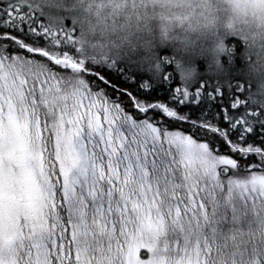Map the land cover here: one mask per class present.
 I'll return each mask as SVG.
<instances>
[{"label": "snow or ice", "instance_id": "6c2138e0", "mask_svg": "<svg viewBox=\"0 0 264 264\" xmlns=\"http://www.w3.org/2000/svg\"><path fill=\"white\" fill-rule=\"evenodd\" d=\"M126 7L0 0V264H264V109L239 41L191 86L85 55V25Z\"/></svg>", "mask_w": 264, "mask_h": 264}, {"label": "clouds", "instance_id": "9594fccd", "mask_svg": "<svg viewBox=\"0 0 264 264\" xmlns=\"http://www.w3.org/2000/svg\"><path fill=\"white\" fill-rule=\"evenodd\" d=\"M64 2L71 6L79 0ZM126 2L118 17H109L94 31L85 25V55L132 59L145 71H158V64L161 71L171 67L178 79L191 86L215 71L222 49L239 41L241 68L250 85L247 102L264 109V0ZM164 50L174 55L173 65L160 60Z\"/></svg>", "mask_w": 264, "mask_h": 264}, {"label": "trees", "instance_id": "16d2710c", "mask_svg": "<svg viewBox=\"0 0 264 264\" xmlns=\"http://www.w3.org/2000/svg\"><path fill=\"white\" fill-rule=\"evenodd\" d=\"M169 70H170V68H169ZM179 81V79L177 78V82Z\"/></svg>", "mask_w": 264, "mask_h": 264}]
</instances>
